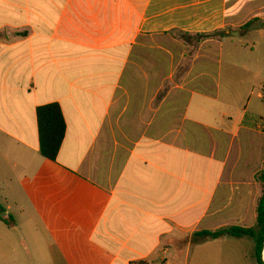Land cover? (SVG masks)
Wrapping results in <instances>:
<instances>
[{
	"label": "crops",
	"instance_id": "0c3cea01",
	"mask_svg": "<svg viewBox=\"0 0 264 264\" xmlns=\"http://www.w3.org/2000/svg\"><path fill=\"white\" fill-rule=\"evenodd\" d=\"M226 51L248 80L224 92ZM260 89L264 0H0V259L257 264L252 239L193 236L256 225ZM55 103L52 162L37 109Z\"/></svg>",
	"mask_w": 264,
	"mask_h": 264
},
{
	"label": "trees",
	"instance_id": "16d2710c",
	"mask_svg": "<svg viewBox=\"0 0 264 264\" xmlns=\"http://www.w3.org/2000/svg\"><path fill=\"white\" fill-rule=\"evenodd\" d=\"M254 20L245 26L247 29L252 24L258 22ZM224 37L225 33H216L212 37ZM210 36H197L198 41L202 38H209ZM37 122L39 130L40 154L43 158L55 162L64 142L67 125L63 112L59 104H49L41 106L37 109ZM257 180L263 185V194L259 201L257 208V221L253 228L242 227H226L217 231H202L194 234L193 242L203 240H215L225 236L234 238H249L255 242V257L257 264H264L262 252L264 248V171L258 174ZM4 209L0 205V220L7 225H12L13 220L3 219Z\"/></svg>",
	"mask_w": 264,
	"mask_h": 264
},
{
	"label": "rangeland",
	"instance_id": "374dc122",
	"mask_svg": "<svg viewBox=\"0 0 264 264\" xmlns=\"http://www.w3.org/2000/svg\"><path fill=\"white\" fill-rule=\"evenodd\" d=\"M176 37L181 41H183V40H186V42L189 41L188 38L183 37V36L181 37V35H176ZM197 39L198 38L194 37L190 42L192 44H194L198 41ZM241 40L243 42L242 43V45H243L242 49H248L249 50V45H250V43H248L249 40L246 39L244 36L241 38ZM228 54H229V52L226 51L225 57L227 60V64L225 65V72H224V76H223V86L225 87V89H223L224 92H227L226 86H229L232 83H239L240 81L245 83L248 80V75L244 71H236V72L233 71V72H231V70L227 67V66H229L228 62L230 60V56ZM240 54H244V50ZM241 58H243V60L240 61V65H243L245 63L244 56H242ZM259 92H261V94H262L264 92V89H260ZM257 93H258V89H257V91H255V94H257ZM262 101L264 102V97L262 98ZM0 254L4 258V253L1 252ZM0 264H5V259H0Z\"/></svg>",
	"mask_w": 264,
	"mask_h": 264
},
{
	"label": "water",
	"instance_id": "95a60500",
	"mask_svg": "<svg viewBox=\"0 0 264 264\" xmlns=\"http://www.w3.org/2000/svg\"><path fill=\"white\" fill-rule=\"evenodd\" d=\"M262 28H263V25L260 24V23L254 24L253 26L250 27V29L252 31H256V30H259V29H262Z\"/></svg>",
	"mask_w": 264,
	"mask_h": 264
},
{
	"label": "built area",
	"instance_id": "2783aa9c",
	"mask_svg": "<svg viewBox=\"0 0 264 264\" xmlns=\"http://www.w3.org/2000/svg\"><path fill=\"white\" fill-rule=\"evenodd\" d=\"M261 97H262V98L264 97V92L261 94Z\"/></svg>",
	"mask_w": 264,
	"mask_h": 264
}]
</instances>
